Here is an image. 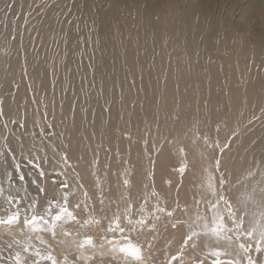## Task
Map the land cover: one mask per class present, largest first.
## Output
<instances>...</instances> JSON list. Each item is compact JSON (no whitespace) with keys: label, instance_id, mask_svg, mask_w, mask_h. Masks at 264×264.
<instances>
[{"label":"rangeland","instance_id":"rangeland-1","mask_svg":"<svg viewBox=\"0 0 264 264\" xmlns=\"http://www.w3.org/2000/svg\"><path fill=\"white\" fill-rule=\"evenodd\" d=\"M0 1V63L2 58L19 56V72L10 83H0V98L9 102L20 88L22 100L28 104L26 108L31 104L29 119L33 121L32 131L37 134L38 140L48 146L53 153L50 156L61 159L66 153L78 160L80 165L73 166L81 171V179H76L74 184L71 180L67 181L73 187L78 183L84 185L83 189L76 188L77 201L83 199L81 192L88 188L92 201L97 208L100 207L97 176L106 200L118 198L125 191L124 177L118 174L125 169L133 173L129 177L132 186L139 166L143 175L137 186L139 191L144 193L143 184L149 183L145 174L151 171L154 173L152 182L155 189L166 199L168 206H174L177 199L181 203L180 191L177 192L180 178L173 171L179 166L176 149L182 146L189 158L199 161L197 146L193 144L197 129L201 135L208 133L221 144H229L223 155L224 160L230 162L233 180L249 167H259L264 161V9L260 16L261 24L254 25L259 40L245 41L242 30H238L245 24H232L237 31L229 28V38L224 27L230 15L233 14L236 21L241 18L240 8L247 0H239L232 14L231 0H212L209 13L202 10L198 14L184 9V6L181 8L182 5L178 9L176 4L167 3L170 0H161L167 3V8L160 6L158 13L151 14L156 27L151 42L144 46L146 41L142 42L144 36L141 33L144 32L141 29L147 27H142V23L131 24L129 17L137 14L141 19L147 8L141 9L140 6V11L134 14L125 3L117 4L119 7L115 11L117 16H112L113 24L106 15L114 12L112 6L115 0H91L96 5L95 14H91L88 21L93 20L94 23L86 24V30L76 27V32L81 33L78 37L81 36V41L75 51L70 40H63L66 33L75 27L73 22L76 18L67 13L61 14V9L70 0ZM187 1L184 0V3ZM170 7L173 9L170 10ZM47 16V32L42 36ZM160 18L167 30L158 29ZM55 19L59 23L57 30L52 22ZM36 20L37 25L31 24ZM212 26L214 29H211ZM10 27L12 32L8 33ZM180 29H184L188 38L175 51L169 44L170 36ZM234 34L237 37L234 38ZM177 36H182V31H178ZM100 41L103 46H97ZM23 43L34 56L27 53L25 47L23 49ZM181 50L188 52L186 57L179 53ZM175 53L179 55L174 56ZM72 60L76 61L75 64ZM81 67L82 71H79ZM12 70H15L13 66ZM183 83L186 89L182 87ZM176 116L179 119H175ZM13 120L16 123H12ZM19 123L14 116H0L1 134L5 135L4 124L9 125V130L22 131ZM233 133L236 135L233 136ZM171 140L176 143H168ZM153 145L158 151L152 150ZM11 147L17 157L16 149ZM146 149L152 153L154 163L149 162ZM79 150L81 153L77 155ZM94 158L99 162L95 169L97 175L92 174ZM10 164L13 167L12 162ZM19 164L37 176V170L29 160L21 158ZM69 165L62 168L67 169ZM195 171H199V165ZM188 174L186 172L184 178L188 179ZM49 176L51 181L60 183L65 180V177L55 179L58 176L56 173ZM169 178L175 182L170 187L166 183ZM155 181H159V185L156 186ZM131 195L132 198L136 196ZM121 207H124L123 202ZM91 228L89 234L99 243V228L96 234ZM168 238H172L171 230L162 232L157 241V248L161 251L156 255L161 260L164 257L163 243ZM178 244V238L173 239L169 249L171 254H175Z\"/></svg>","mask_w":264,"mask_h":264},{"label":"snow or ice","instance_id":"snow-or-ice-1","mask_svg":"<svg viewBox=\"0 0 264 264\" xmlns=\"http://www.w3.org/2000/svg\"><path fill=\"white\" fill-rule=\"evenodd\" d=\"M3 115L0 107V116ZM20 126L23 127L22 122ZM3 127L7 129L8 125ZM193 144L197 146L199 161H190L185 149L178 146L179 166L173 169L180 178L179 187L185 173L199 165L200 191L191 203L181 205L177 199L169 207L156 191L151 171L145 174L149 183L143 184V195L139 201L134 200L129 178L133 173L125 169L118 174L124 177L125 191L113 200H106L97 176V208L86 190L81 192L82 200L71 202L76 188H84L82 183L73 187L65 179L59 183L58 191L49 195L41 183L46 176L41 167L44 158L38 154L29 160L39 177L30 181L35 188L30 191L29 182L16 163L9 135L0 134V264H264V161L233 180L230 162L223 155L228 143L221 144L208 133L201 135L197 129ZM19 147L23 152V143ZM32 148L35 150L36 146ZM152 150L158 151L155 145ZM146 155L154 163L147 149ZM98 163L94 158L93 175H97ZM60 165H69L66 153L61 156ZM52 183L55 186L57 182ZM166 183L171 186L173 181L169 178ZM93 226L100 230L99 243L89 234ZM169 230L172 238L165 240L161 260L156 255L161 251L157 241L162 232ZM175 238L179 244L175 254H171L169 249ZM53 244L73 251H64L58 257Z\"/></svg>","mask_w":264,"mask_h":264},{"label":"bare ground","instance_id":"bare-ground-1","mask_svg":"<svg viewBox=\"0 0 264 264\" xmlns=\"http://www.w3.org/2000/svg\"><path fill=\"white\" fill-rule=\"evenodd\" d=\"M99 2H102L103 0H98ZM94 2V1H93ZM98 2V3H99ZM106 2V1H105ZM109 2V0H108ZM213 1L212 0H188L187 3H184V0H170L169 2L167 1L168 4L172 3V4H176V6L178 7V9H180V6L181 8L183 7L184 9H189L192 10L193 12L195 13H199L201 12L202 10L204 11V13H209V8L211 6V3ZM239 2V0H231V9H230V13L232 14L233 11L232 9L234 7L237 6V3ZM90 3L92 4V6L90 5ZM107 3V2H106ZM106 3H105V6H106ZM112 3V2H111ZM123 3H125V5L127 6L128 10L131 9L134 14L138 13L140 10V6H141V9L142 7H145L147 8V13H144L141 15V19H140V16L136 14V16H130L129 19H130V22L131 24H135V25H139L142 23V27L145 26V28L147 27V29L143 30V28L141 29L142 32L144 33H141L143 39H142V42L143 40H145L146 42L143 43L144 46H147L149 44V42H151L152 40V37L151 35L154 33V30H155V27L156 25H153V21L151 19V14H154L155 12L158 13L159 11V7L160 6H164L165 5V8L166 7V4L167 3H164L162 2L161 0H115L113 2V6L112 8L114 12H108L107 15H106V18L108 19H111L112 20V23L114 22V19H113V15L116 14L115 11L117 10V8L119 6H117V4H120V5H124ZM247 3V4H245ZM95 4L92 3L91 0H70L67 4V6H65L64 8H62L61 10V14H69L71 15L73 18H76L73 22V25L75 27H73V29L66 33V36L63 38V40L65 41H68L70 40L71 41V46L73 47L72 49L75 50L77 48V46H80V38L79 37V33L80 32H76V30L78 28L76 27H80L81 29H83V27L85 28L84 30H86V24H90L92 25V23H94L93 20H91V22H89L88 18H91V14H95L94 13V9H95ZM168 6V5H167ZM170 6V5H169ZM175 6V5H174ZM173 6V7H174ZM2 7V3L0 1V9ZM72 7V8H71ZM109 7V6H107ZM173 7L171 8L170 7V10L173 9ZM176 8V7H175ZM71 9V10H69ZM164 9V7H163ZM264 9V0H247L246 2H244L240 8V17L239 19L234 20L235 18L233 17V14L230 15V18L227 19V25L224 27L226 29V32H227V35L231 33H229L228 31L230 30L229 28H233V31L236 32L237 29H235V26H233L232 24H245L243 27H241L240 29L238 30H242L241 34H242V38L243 40H247V41H250V40H259L257 39L258 35L255 33V30H257V27H254V25H259L261 23H259L260 21V16H261V13ZM68 10L70 12H68ZM177 10V8H176ZM202 11V12H203ZM175 12V11H174ZM185 13V12H184ZM197 13V14H198ZM203 13V14H204ZM54 14V13H52ZM51 14L50 18L53 17V15ZM125 15L126 12L124 13ZM105 15V14H104ZM158 15V14H157ZM206 15V14H205ZM117 16V14H116ZM184 16V15H183ZM209 16V15H208ZM115 17V16H114ZM128 17V16H127ZM192 17V16H191ZM202 17V16H201ZM125 18V17H124ZM237 18V17H236ZM95 19V18H94ZM203 19V18H202ZM234 20V21H233ZM40 21V20H39ZM96 21V19H95ZM97 21H98V18H97ZM41 22V21H40ZM54 24H53V27L54 29L57 30V27L59 26V23L55 20L52 21ZM158 22V21H157ZM170 22V21H169ZM187 22V21H186ZM189 22V21H188ZM191 22V21H190ZM189 22V23H190ZM38 21H33L31 24H36L37 25ZM97 23V22H96ZM129 23V22H127ZM163 19L160 18V24H158V29L160 31H163L165 30L166 28H164V25H163ZM188 23V24H189ZM47 24H48V16L47 18L45 19L44 21V28L42 30V36H45L46 32H47ZM114 24V23H113ZM129 24V25H131ZM157 24V23H156ZM178 24V23H177ZM186 24V23H185ZM195 24V23H194ZM40 25V24H39ZM89 25V27H90ZM95 25V24H94ZM108 25V24H107ZM117 25V24H116ZM126 25V24H125ZM180 25V24H179ZM187 25V24H186ZM184 25V27L186 26ZM212 25V24H211ZM177 26V25H176ZM207 26V25H206ZM215 26V25H214ZM214 26H212L211 29H214ZM33 27V26H32ZM117 27V26H116ZM154 27V28H153ZM188 27V26H187ZM211 27V26H210ZM31 28V27H30ZM42 28V26H41ZM39 29V28H37ZM157 29V30H158ZM186 29V27H185ZM16 32H18L19 29H15ZM21 30V29H20ZM28 30H30L28 28ZM89 30V28H88ZM87 30V32H89ZM167 30V29H166ZM174 30V29H173ZM210 30V29H209ZM33 30H31L32 32ZM83 31V30H82ZM81 31V32H82ZM178 31H182V36H177V32ZM176 30V32L169 37L170 39V46H172L175 51L177 49H180L181 47V42L182 41H186L187 40V34H185L184 32V29H180V30ZM184 31V32H183ZM188 31V30H187ZM213 31V30H212ZM219 31V29H218ZM12 32V27H10V30L8 29V33H11ZM25 32V31H24ZM28 32V31H27ZM214 32V31H213ZM29 33V32H28ZM34 33V32H33ZM38 33V32H37ZM84 33V32H83ZM30 34V33H29ZM81 34V33H80ZM226 34V33H225ZM25 35V34H24ZM27 35V33H26ZM224 35V34H223ZM14 36L16 37L17 35L14 34ZM29 36V35H27ZM85 36V34H84ZM215 36V35H214ZM19 37V36H17ZM21 37V36H20ZM23 37H26V36H23ZM86 37V36H85ZM218 37V36H217ZM216 37V38H217ZM229 38V35L227 36ZM226 37V38H227ZM237 37L235 36L234 34V38ZM239 37V36H238ZM84 38V37H83ZM82 38V39H83ZM159 38V37H158ZM165 38V37H164ZM163 38V39H164ZM205 38V37H204ZM25 39V38H23ZM168 39V40H169ZM240 40H242L241 38H239ZM5 40V38H4ZM161 40V39H160ZM207 40V39H206ZM218 40V39H217ZM228 40V39H227ZM232 40V39H231ZM236 40V39H235ZM194 41V40H193ZM226 42V41H225ZM141 43V42H140ZM186 43V42H185ZM184 43V44H185ZM247 43V42H246ZM164 44V42H163ZM188 45V44H187ZM14 46V45H13ZM96 46V44H95ZM97 46H103V42L100 41L98 43ZM184 46V45H182ZM186 46V45H185ZM244 46V45H243ZM22 47L24 49L25 47V50L27 51V53L31 54V56H34L33 53L29 52L26 48V45L23 43L22 44ZM187 47V46H186ZM1 49V48H0ZM2 50V49H1ZM66 50H64V53H66ZM72 50V51H73ZM76 51V50H75ZM98 51V50H96ZM94 51V52H96ZM101 51V49H99V52ZM189 51V50H188ZM257 51V50H256ZM103 52V51H101ZM185 54V57L187 56L188 52L187 53H184L185 51L181 50L179 51L180 54ZM245 52V51H243ZM247 52V51H246ZM74 53V52H73ZM204 53V52H203ZM262 53H264V50H262ZM95 54V53H94ZM101 54V53H100ZM202 54V53H201ZM231 54V53H230ZM43 55V53H42ZM101 55H105V53L101 54ZM100 55V56H101ZM175 55H179L178 53H175ZM96 56V55H95ZM229 56V55H228ZM19 56H13L11 59H7L5 57L2 58L3 59V62L0 63V83L1 84H6V83H10L11 80L18 74L19 70H18V67H17V61H18V58ZM206 57V56H204ZM97 58V57H96ZM101 59L103 58L104 59V56L100 57ZM76 60V59H74ZM72 60V63L75 64L76 61ZM21 61V60H20ZM44 62V60H43ZM20 65V64H19ZM244 65V64H243ZM12 66L15 70H12ZM85 70V68L83 69ZM79 71H82V67L80 68ZM33 72V71H32ZM85 72V71H84ZM83 72V73H84ZM82 73V72H81ZM25 75V74H24ZM28 75V74H27ZM185 74H183L181 76V78L184 77ZM34 81V80H33ZM21 84V82L19 83V85ZM182 87L185 88L184 86V83L182 85ZM39 89V88H38ZM186 89V88H185ZM22 91L21 89L19 88L18 91L14 94V98L11 97L10 98V101L8 102L7 100H4L3 98V105L0 106L2 107V110H3V113L5 116H14L16 118L19 119L20 123L22 122L23 123V130H17V129H13L11 128L10 130L7 128L5 129V135H9V138L11 139V146H13L15 149H16V153H17V157H16V163H20V160L21 158H25L27 160H30L32 158V155L33 154H38L40 157L44 158L42 161H41V167L45 170L46 172V176L44 177V179L41 181V183L46 187V189L48 190V193L49 195H52L54 192L58 191V183H56V185L54 186L52 181H51V177L49 176L50 174H58L57 177H55V179H63L61 177H65L64 179H67L68 180H71L72 183L77 179V180H80L81 179V171H78L79 168L76 169V167H74L73 165H80V163L78 162L77 159L73 158L74 156L72 155H69L67 156L68 157V162L70 164H72V166H70L69 168L67 169H64L62 167L59 166V163H60V159L59 157L58 158H54V157H51L50 155H53V153H51L49 151V148L46 144H44L42 141L38 140V136L37 134H35L33 131H32V127H33V121L31 119H29V115H30V112H32V109L30 107L31 104H29V108H26L27 107V102H25V100H22ZM33 103V102H32ZM31 109V110H30ZM24 118V121L23 119ZM19 123V124H20ZM9 126V125H8ZM21 127V126H20ZM1 128V127H0ZM1 131L2 129H0V134H1ZM19 138V139H17ZM36 144V148L35 150H33L32 146ZM36 142V143H35ZM20 143H23L24 145V149H23V152H21V149L19 147ZM44 145V146H43ZM50 153H49V152ZM80 150L77 152V155L80 154ZM188 159L190 161H193V159L189 158ZM169 160V159H168ZM12 161H9V167L11 170H13V167L11 166V163ZM246 164V162H245ZM21 165V164H20ZM169 165V164H168ZM248 165V161H247V164ZM245 165V166H246ZM251 166V163L249 164ZM253 166V165H252ZM256 166V165H254ZM253 166V167H254ZM0 167H2V165H0ZM26 166H21V171L25 174L26 176V180L29 182V189L30 191H35V188L33 185H31L30 181L32 179H39L38 176L34 175V173H31L30 171H28V169L25 168ZM86 167V166H85ZM247 167V166H246ZM258 167V166H257ZM65 170V171H64ZM89 170V169H88ZM70 171V173L68 172ZM137 173L134 175L133 179H132V186H131V190L132 191L131 193L132 194H135L136 196L133 198L134 200L136 199L137 201H139V198L143 195V192L142 191H139L137 189V186L138 184L141 182V179L143 178V175L141 173V170H140V167L138 166L137 168ZM169 171V170H168ZM189 174L187 175V178H184L183 179V184L180 187V189H178V193L180 191V194H179V198L181 199V203L182 205L185 203V202H188V203H191L192 201V198L193 196H196L199 194V184H200V179H201V176H200V172L199 171H188ZM29 173H31V175H29ZM75 173V174H74ZM167 172H165L166 174ZM15 175V174H14ZM75 176V177H74ZM167 176V175H166ZM171 176V174H170ZM172 177V176H171ZM158 180V179H156ZM195 180V182H194ZM63 181V180H62ZM179 182V181H178ZM76 183V181L74 182ZM73 183V184H74ZM156 183V186L159 185V181H155ZM175 183V182H173ZM172 183V184H173ZM161 184V183H160ZM161 186V185H160ZM170 187V186H169ZM173 187H176L173 185ZM172 187V188H173ZM171 188V190H172ZM178 188V187H177ZM135 190V191H133ZM86 191H89V189L87 188ZM175 189H173L172 192H174ZM161 192V191H160ZM163 193V192H162ZM141 194V195H139ZM177 196V195H176ZM77 197H78V193H77V190H76V195L74 197H71L70 200L72 203H75L77 202ZM91 229H93V233L96 234V230H98L97 227L93 226ZM70 230L72 231H75V228L73 226H70ZM165 244V242L163 243ZM53 248H54V254L57 255L58 257L62 255V253L66 250V246L65 245H61V244H53ZM67 251V250H66Z\"/></svg>","mask_w":264,"mask_h":264}]
</instances>
